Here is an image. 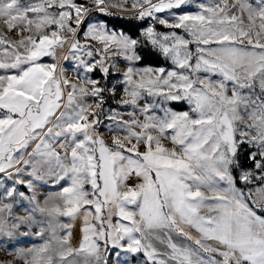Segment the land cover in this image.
<instances>
[{"label": "snow or ice", "instance_id": "6c2138e0", "mask_svg": "<svg viewBox=\"0 0 264 264\" xmlns=\"http://www.w3.org/2000/svg\"><path fill=\"white\" fill-rule=\"evenodd\" d=\"M113 19L148 23L133 37ZM149 45L171 67H137ZM32 225L43 243L17 247ZM0 249V264H264V0H0Z\"/></svg>", "mask_w": 264, "mask_h": 264}, {"label": "rangeland", "instance_id": "374dc122", "mask_svg": "<svg viewBox=\"0 0 264 264\" xmlns=\"http://www.w3.org/2000/svg\"><path fill=\"white\" fill-rule=\"evenodd\" d=\"M161 15H164V14H161ZM158 30H160V31H167V29H164L163 26H158ZM176 31L178 33H181V30H179V29L176 30ZM81 42L84 43V40H83L82 37H81ZM191 47L194 48L195 45H192ZM66 54H67V45L65 46V49L63 50V52H61L60 50H57L56 60L59 61V64H60L61 67H64L65 69H67V74L69 75V77L71 79L75 80L76 79V76H75V73L73 71V66L77 62L75 60H64V59H62L61 57L63 55H66ZM85 59H88V57L85 56ZM42 62H44V63H53V62H56V61H54V59L52 57L46 56V57H43L42 58ZM123 66H124L123 63H121L120 64V67H123ZM137 67H139V68H144V67H153V68L165 67V68H169V67H171V62H170V65L169 66H154V65H150V64L142 65L139 62L137 64ZM100 75H101L100 73H96L94 78H99ZM107 83H108L109 86L116 85L118 96L120 94H122V86L117 83V80H116L115 77L109 76L107 78ZM109 105L111 107H113V108L119 107L118 105H116L115 101H109L108 104H106V106H105L106 110H107V108H108ZM166 107L172 109L173 111L183 112V111H190L191 105H189L187 103V101H180V102L169 101L166 104ZM128 111H131V108H128ZM190 115H194V114L190 113ZM101 131H102V134L105 136V139L107 141L110 134L106 131V129H103L102 128ZM164 143H165V145L167 147H172L171 142L169 140L164 141ZM240 160H241V163L246 168L251 167V162L247 160V158H246V151L244 149L241 150ZM140 182L141 181L138 178H136L135 176H133L132 178H130L127 181V184L129 186H133V185H135L137 183H140ZM61 183L64 186H67V184L70 183V182H61ZM237 186L239 187L240 184L238 183ZM85 188L90 190V185H87L86 184L85 185ZM20 190L24 191L25 189L24 188H21ZM60 190H61V186L60 185H55V186L49 185L48 187L42 188L40 190V195H39L38 198L41 200V202H43L44 196L48 195L49 192H58ZM26 194H30V193H26ZM58 202L59 201H50L49 202V206L53 205L54 203H58ZM24 203L27 204V201H24ZM109 207H112L113 213H115L116 210H115L114 206L109 205ZM129 208H134V206H129ZM13 213L15 215H22L23 214V209H21L19 207V204L18 203H13ZM36 219L38 221H44V223L42 225H40V226H44V227L47 226L46 225V221H47L48 217L41 216L39 213H37L36 214ZM117 219H118V217L114 214L113 217H112V223L115 224ZM60 220H61V222H69L68 221V218H66V217H61ZM90 220H91V218H90ZM72 223H73V229H72L73 239H72V244L74 246H78V242H79V240L81 238V231H80V229L82 227L83 217L82 216L78 217ZM122 223L127 224L128 221H122ZM24 230H26V231L30 230L33 233V235H30V236H27V237H24V236L19 237V239L21 241H23V243L18 244L17 247H19V248H29V247H32L34 245L35 246H38L41 243H43V239L44 238H41V237H39V236H37V235L34 234V233H36L39 230V228H38L37 225H32V227L30 229L25 228ZM186 230H189V229H186ZM189 231H191V230H189ZM193 234H195V233L193 232ZM48 235L49 234L46 233L45 234V238H47ZM157 247H161V246L160 245H157ZM112 251L113 252L119 251V249H113ZM0 259L11 260V259H13V256L8 255V253L6 251H4L3 249H0ZM108 260H109V264H140V262H142V261L145 260V257L143 256L142 253H138V254H126V253H123L122 252L121 253V257L119 258V261H118V259H117V257L115 255H110L108 257ZM18 264H22V261L18 262Z\"/></svg>", "mask_w": 264, "mask_h": 264}, {"label": "trees", "instance_id": "16d2710c", "mask_svg": "<svg viewBox=\"0 0 264 264\" xmlns=\"http://www.w3.org/2000/svg\"><path fill=\"white\" fill-rule=\"evenodd\" d=\"M112 25L116 28H121L126 31L128 34L133 37L138 36L140 30L147 25V21L139 22L136 20H123V19H113L111 21ZM141 55L144 57L140 64L146 65H154V66H169L170 62L166 60L164 57L156 53L151 46H147L146 48L141 50Z\"/></svg>", "mask_w": 264, "mask_h": 264}]
</instances>
